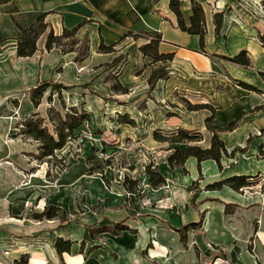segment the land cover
Here are the masks:
<instances>
[{"label": "crops", "instance_id": "0c3cea01", "mask_svg": "<svg viewBox=\"0 0 264 264\" xmlns=\"http://www.w3.org/2000/svg\"><path fill=\"white\" fill-rule=\"evenodd\" d=\"M196 1L203 6L205 18L202 47L198 35L178 27L169 0L0 2L1 262L206 264L221 255L234 264H264V191L238 192L225 185L205 190L202 186L232 175L264 174V157L258 155L260 149L264 150V0ZM180 9L188 24L191 1L180 0ZM217 12H223L218 35L213 20ZM42 13L46 14L48 28L37 39L36 51L31 56H18L15 38L19 26L30 25ZM75 26H79L76 36L89 41L87 56L79 63L74 59L76 52L63 54L57 47L45 48L49 29L59 35L63 29ZM128 31L160 33L158 51L172 54L171 59L151 62L139 50L149 39L123 37ZM100 42L114 44V51H98ZM242 51L249 66L228 59ZM121 54L124 59L119 63L117 80L129 90L121 95H142L148 91L147 78L152 71L164 67L168 72L150 91L159 110L153 113L148 129L139 124L137 113H132L129 118L138 126L127 129L129 133L162 147L165 142L153 138L154 130H196L203 137L198 144L209 147L212 132L205 120L212 111L188 110L179 101L208 104L214 108L212 126L224 127L236 120L233 129L218 132L227 154L232 152L234 159L224 156L219 168L212 159L198 164L189 157L185 170L170 168L168 144L157 161L166 183L151 189L146 177L143 200L130 192L116 195L103 183L89 176L82 178L75 168L55 179L46 177V163L33 156L37 144L18 134L19 120L36 110L28 90L43 80L78 85L79 73L88 63H109ZM243 84L256 90L246 89ZM15 99L20 101L18 106ZM43 100L37 110L45 116L40 112ZM161 102L181 108V113L160 106ZM199 174L203 184H199L193 205V191L188 186ZM126 200L130 205L123 206ZM227 203L236 205L229 213L224 211ZM47 205L62 208L65 220L33 217ZM201 213V224L188 229L183 241L177 229L200 221ZM115 223H122L126 229L112 232ZM58 238L70 242L68 251L57 252L54 244Z\"/></svg>", "mask_w": 264, "mask_h": 264}, {"label": "trees", "instance_id": "16d2710c", "mask_svg": "<svg viewBox=\"0 0 264 264\" xmlns=\"http://www.w3.org/2000/svg\"><path fill=\"white\" fill-rule=\"evenodd\" d=\"M9 0H0L1 3L7 2ZM191 1V15L189 16V23L187 24L183 14L180 9V0H169V7L171 11L176 15L178 27L189 33L198 35L200 40L201 47L203 46V37L206 32L205 18L203 6L196 0ZM45 13L40 14L37 18L28 26L21 27L19 26V35L15 38L16 41V53L20 57L31 56L37 49L36 42L39 36L44 33L48 24L45 22ZM213 20L215 23V33L218 35L223 21V12H217L213 15ZM79 26H75L72 29H63L61 34H54L52 29L48 30L45 48L47 50L52 47H57L61 50L63 54L69 52H76L75 61H82L88 52V38L84 37L79 39L76 36V32ZM131 36L134 38L146 37L149 39L148 43H145L139 47V50L143 55L151 58V62L158 61H167L171 59L172 54L169 53H160L158 51V44L161 40L160 33L156 31H143V32H126L123 37ZM78 44H81L78 46ZM114 44L105 45L103 42H100L97 49L101 52H112ZM121 56H117L113 59L110 65H115ZM231 62L242 64L244 66H249V59L245 56V52H240L237 55L228 58ZM168 76V72L164 67L158 68L152 71L147 78L148 88L151 91L158 80L165 79ZM246 89L256 90L255 87L247 84H243ZM68 86L54 82L52 80H43L39 81L35 86L30 88L29 99L35 111L31 112L29 115L20 119L18 122V134L25 139H30L37 144V153L33 156L40 162H45L48 164L53 160L54 167H57L60 170L65 168L64 160L62 158L57 160V151L62 149L68 141L75 139L79 132V129L82 128L85 123L90 121L89 113L83 108H78L75 105L67 106L61 96L63 89H66ZM113 92L126 93L127 88L122 86L118 80L110 85ZM48 103L46 108L45 116H42L37 107L41 103L42 99L45 98ZM53 93H56L60 107L57 108L53 105ZM186 108L188 110H197L200 108H209L212 111L210 117L205 120L206 128L212 132L210 145L209 147H201L198 142L202 139V134L196 130H187L183 128H177L170 131H160L154 130L152 133L153 138L156 141L168 142V150H171L170 155L167 159V164L170 168L181 167L185 170L184 164L189 157H193L197 160L198 164L207 159H212L216 162L217 166L221 168V160L224 156L227 155L225 143L222 139L218 137L219 131L231 130L236 125V120L230 121L226 126H212L210 121L214 115V108L208 104H191L188 100H184ZM121 123H133V120L130 119L126 114L119 115L118 119ZM232 153V152H231ZM259 154L261 157H264V150L260 149ZM94 159L93 155H90L87 158V164ZM103 166L99 168H89L86 170L87 174H93L99 172L102 174ZM145 174L148 176V185L151 189H156L166 183V177L164 174L153 165L152 162H149L145 166ZM46 177L49 179H55L58 177V174L50 178L48 171L45 173ZM255 176L249 175H232L224 179L214 181L205 185V190H217L222 186H228L231 189L243 192L244 189L252 186L254 184L253 179ZM199 178L191 182L188 186V189L193 191L191 203L194 204L195 198L199 193ZM122 184L127 192L139 195L142 190V186H139L137 179H132L128 176H124ZM264 190V187L262 186ZM236 207L235 204H224V211L229 213ZM34 218H59L60 220H65V211L55 205L44 206L42 212L34 213ZM203 219V213H201L200 221L188 223L182 226L177 231L181 234V238L184 241L186 238V231L191 228H196L201 224ZM123 229H126V226L122 223H115L112 229V232L116 233ZM57 252L61 253L63 251H68L70 247V242L58 238L54 244Z\"/></svg>", "mask_w": 264, "mask_h": 264}, {"label": "rangeland", "instance_id": "374dc122", "mask_svg": "<svg viewBox=\"0 0 264 264\" xmlns=\"http://www.w3.org/2000/svg\"><path fill=\"white\" fill-rule=\"evenodd\" d=\"M118 56H121V59L115 65H110L115 57L111 62L97 66L93 62L88 63L79 73V84L66 85L68 87L62 90L61 96L65 104L67 106L75 105L78 108L85 107L90 114V121L79 129L75 139L68 141L62 149L57 151L58 157H56L57 160L55 161L62 158L65 168L60 170L54 167L53 160L44 165V168L45 171H48L50 178L55 173L62 176L68 169L75 168L78 175L82 178L89 176L97 182L103 183L109 191L116 195L128 193L126 189L123 190L122 184L124 176H128L132 179H137L139 186H142V190L137 196L143 200L146 198V194L143 191L144 182L146 177L148 178L145 174V166L152 162L157 167L158 156L163 153L169 143L165 142L162 147L155 146L148 142L146 138L139 136V134L132 135L127 131V129L129 130L135 125L138 126L134 119L133 123H128V125L117 120L119 112L126 114L128 117L132 113H137L136 117L139 124L148 129V126L153 121V113L159 110L157 107L158 103L150 94L149 88L146 93L142 95L135 94L133 97L131 95L129 97L121 95L129 93L128 89L126 93H117L110 89V85L117 81V76L121 70L119 63L124 59V55ZM76 62L79 63V61ZM48 92L45 94L40 107V112L43 115H45L48 107L46 100ZM124 98L129 99L124 101ZM132 99L136 101L134 102ZM15 101L16 106H18L20 101L18 99H15ZM179 102L187 109L185 103ZM53 105L61 108L56 93H53ZM161 105H165L168 110L175 111L177 114L181 113V108L176 109L175 106L167 102H161ZM126 108L129 111H126ZM90 155H93L94 159L87 164V158ZM226 157L234 159L233 153L227 154ZM36 164H38L37 161H35V166ZM89 166L95 169L103 166L102 174L95 172L92 175H88L86 170ZM201 180H203L202 175L198 185L203 184L200 183ZM253 182L254 184L250 186V189L246 188L243 191H256L258 193L264 191L262 189V186L264 187V174L257 175ZM202 186L205 187V185ZM128 205H130L128 200L124 201L123 206Z\"/></svg>", "mask_w": 264, "mask_h": 264}, {"label": "built area", "instance_id": "2783aa9c", "mask_svg": "<svg viewBox=\"0 0 264 264\" xmlns=\"http://www.w3.org/2000/svg\"><path fill=\"white\" fill-rule=\"evenodd\" d=\"M5 254H8V251H4ZM0 264H5L0 261ZM206 264H234L227 258L221 255H216L212 257Z\"/></svg>", "mask_w": 264, "mask_h": 264}]
</instances>
